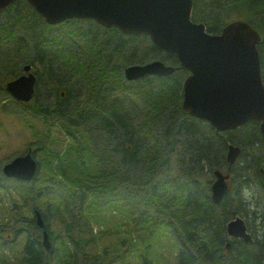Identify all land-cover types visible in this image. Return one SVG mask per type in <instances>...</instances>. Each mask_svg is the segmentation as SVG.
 Segmentation results:
<instances>
[{
  "label": "trees",
  "instance_id": "obj_1",
  "mask_svg": "<svg viewBox=\"0 0 264 264\" xmlns=\"http://www.w3.org/2000/svg\"><path fill=\"white\" fill-rule=\"evenodd\" d=\"M5 15L13 19L6 21ZM192 20L204 23L210 34H220L234 20L250 23L262 37L258 52L264 81V0H194ZM83 24L89 30L85 31ZM37 25L45 26L47 32L50 29L52 38L33 32L31 29ZM18 28L30 35L25 37L19 30L12 38ZM1 31L9 39H0V86L5 78L12 81L22 76L27 65L35 69L36 101L28 105V116L21 111L15 115L27 122L25 128L32 136L29 146L40 145L39 163L48 180L63 191L54 194L56 201L49 206L41 199L43 190L49 187L40 181L32 185L21 182L20 189L26 190L21 192V209L34 206L44 221L41 210L45 206L55 217H69L62 241H68L74 250L65 246L61 264L75 263L84 249L85 227L78 226L76 217L77 213L84 215L83 207L98 216L106 209L129 210L136 222L133 209L126 207L132 204L136 208L126 199L133 196L129 195L132 189L139 192V201L142 192H146L152 200L151 203L147 199L146 204L153 205L157 213L136 224L150 223L155 229L169 227L181 244L178 264H264V235L252 227L259 221L264 228V212L251 211L244 195L253 185L264 195V138L260 123L251 121L238 130L217 133L209 123L190 117L182 106L183 84L189 72L180 68L174 55L154 46L148 36H125L116 28L104 29L91 20H70L51 26L26 0H18L0 11ZM65 38L73 42L68 44ZM76 42L80 47L73 46ZM155 60L169 63L176 72L166 78L148 76L134 82L135 94L143 105L140 110L129 97L133 89L125 84L124 72L130 66ZM143 87L147 91L141 90ZM42 91L46 95L41 98ZM127 98L132 104L124 103ZM35 125L43 128L41 132L33 130ZM58 134L69 140L53 138L60 137ZM181 134L185 138L181 145L185 158L180 168L185 176L181 174L177 181H169L161 177L160 169H169L179 144L177 136ZM60 142L63 148L57 149ZM230 145L242 149L232 167L227 162ZM217 169H226L231 176V189L219 205L212 202L211 190L202 179L205 170L213 174ZM170 184L176 185L177 191L183 185L192 191L182 194L178 201L165 191ZM3 186L0 184V189ZM13 204L18 203L13 200ZM15 206H10L12 217L8 216V220H14L16 237L22 228L17 224L21 214ZM237 216L251 218L252 224L247 225L253 243L228 236L227 225ZM35 222L32 220L34 229L25 236L21 264H57V252L44 251L42 229ZM44 224L48 229L46 221ZM10 243L11 240L0 239V248Z\"/></svg>",
  "mask_w": 264,
  "mask_h": 264
},
{
  "label": "water",
  "instance_id": "obj_2",
  "mask_svg": "<svg viewBox=\"0 0 264 264\" xmlns=\"http://www.w3.org/2000/svg\"><path fill=\"white\" fill-rule=\"evenodd\" d=\"M18 0H0V11ZM51 26L70 20H91L105 29H118L125 36H148L154 46L174 55L180 68L189 72L183 84V110L192 118L209 123L217 133L238 130L251 121L261 124L264 138V81L258 46L259 32L248 22L234 20L220 34H210L203 23L192 20L194 0H26ZM32 66L5 86L21 103L36 96V76ZM176 68L155 60L126 68L128 82L148 76L170 77ZM242 153L230 145L227 162L234 166ZM40 164L31 151L3 167L7 179L28 183L35 180ZM211 200L219 205L230 191V173L213 172ZM37 226L43 230L42 245L51 251L49 233L41 215ZM230 238L253 243L247 224L236 217L227 225Z\"/></svg>",
  "mask_w": 264,
  "mask_h": 264
},
{
  "label": "rangeland",
  "instance_id": "obj_3",
  "mask_svg": "<svg viewBox=\"0 0 264 264\" xmlns=\"http://www.w3.org/2000/svg\"><path fill=\"white\" fill-rule=\"evenodd\" d=\"M10 17L13 16L11 15ZM5 18L6 21L8 19H13L9 18L8 15H5L4 19ZM30 25H32V23ZM83 26V29L87 31L88 25L83 24ZM21 29L22 28H18L17 30H15L14 35H12V38H16L17 31ZM31 30H33V32H35L36 34L43 33L44 35H49L52 38L50 29L47 32L45 26L40 27L39 25H37L34 29ZM22 33L25 37H28L30 35L24 30L20 31V34ZM48 37L45 36V38ZM7 38L9 39V37H7V34L1 31L0 39L7 40ZM25 39L27 40V38ZM14 40L15 39H13L12 41ZM65 41L68 44H71L73 42L69 38H65ZM76 43L77 44H73V46L80 47V43ZM42 44L43 43L41 42L40 45ZM30 47H33V45ZM44 47H47V45L45 44ZM165 64L170 65L169 63ZM31 72L35 75V69L33 68V66ZM9 81H11V78H5V80L1 83L0 86V156L3 157L2 159H0V162L2 163L0 164L2 165L1 172L5 164L11 162L15 157L25 154L26 151H31V153L34 154V157L38 160V162H40V160L42 159L41 153L38 152V146L40 145L35 144L32 147L29 146V142L32 141V136L31 133L25 128L27 127V122L25 121L24 123L15 115V113L21 111V113L26 114V116H28V105H32L34 101H36L37 96L28 103H21L15 101L5 90V86ZM126 82L125 84L127 85V87H132L133 89L132 91H130L129 97L131 96V99L136 103L140 110H142V101L139 100L135 94L136 89L134 88V82H127L128 84ZM141 90L147 91V88L143 87L141 88ZM44 95L46 94H43V91L40 92L41 98ZM46 102L50 103L47 100ZM124 103L132 104L130 100H128V98L124 100ZM183 120H186V117H183ZM42 129L43 128H41V130ZM33 130L39 131L40 126L35 125ZM58 135L60 136V134ZM53 138H58L60 141L64 139V142L66 139L69 140V138L65 135H63L62 137L60 136ZM184 139L185 138L182 136V134L177 136L179 144L177 145L176 152L173 153V158L171 159V163L169 164V169H160L162 175L161 177H165L169 181H177V178H179L181 174L184 175L180 168V163L181 161H184L185 158V154H183L181 148ZM60 144L62 143L60 142L57 145V149L63 148ZM9 158L12 159L7 161ZM39 164L40 172L37 179L30 183H27V185H32L40 181L44 184V187H49V189L43 190V195L41 199L42 201L47 202L50 206L51 204H53V202L56 201V197H54V194L56 192L63 193V191L58 188L56 189L55 185L50 180H48V174L44 172L41 163ZM222 171L225 173L226 169H222ZM1 172L0 184L4 185L3 187H5L4 189H6V191H4V189H0V239L4 242L5 240H11V243L0 248V264H21L24 255L23 246L25 243V236L34 229L32 227L33 224L31 222L32 220L36 221L35 214L37 210L36 208L34 210V206L32 205L24 207L23 210L21 209V207H23L22 202H24V199L21 196V192L23 193L26 190L20 189L23 188L21 182L19 183L14 180H8L3 177V174ZM203 174L204 176L202 179L211 190V185L215 181L214 176L212 173L209 174L207 170H205ZM193 176L195 177V174H193ZM196 177L199 176L196 175ZM38 185L39 184H37L36 186L38 187ZM130 188L131 186L129 185V187H127V190L130 191ZM147 190L148 187L145 189V191ZM177 190L178 189H176V185L173 186L172 184H170L168 187H166L165 191H168L169 194L175 196V199L178 198L179 201L182 194L189 193L190 191H192V188L185 187L183 185V187H180L181 191ZM158 192L161 193L160 191ZM136 193L135 189H132L129 195L133 196H130V198L126 196V199H130L131 202L135 204L136 208L133 207L132 204H129L127 206V202L125 203L126 207H131V211L133 209L132 212L135 218L137 219L136 222L132 220V216L129 210L120 212V210L115 211L106 209L107 211H103H106V213L101 212L102 214L98 216L95 212H93V210H87L85 207H83L84 215L77 213V224L78 226L85 227L86 241L84 240V249L79 254L78 258L76 259V262L74 263L72 262V260H70V262H72L71 264H178V256L181 250V244L178 239L174 236L172 230L169 227L164 225L155 229L154 227L150 226L152 225L150 223L136 224L137 222L144 220L146 217H154L157 215V213L155 212L156 208L154 209L152 207L153 205L146 204L145 202L147 199H150L148 194H146V192H142L143 195L140 196L142 198V201H139L138 199L140 198H138L139 196ZM244 195L250 203L249 209L251 211H259L261 213L264 212V195L257 186L253 185L250 189H246ZM160 199L159 201L163 202ZM13 200H15L18 204H13ZM149 201L152 203V200ZM136 203L138 205H136ZM140 204H142V206ZM14 205H16L15 209L19 210V213L21 214V218H17V224L19 223V226L22 228V231L16 237V232L12 228V225H14V220L12 223L8 220V216H11L10 212L12 211V207L10 206ZM146 205L148 206V208ZM41 211V213L45 214V221L46 224L49 226L47 231L50 235V240L51 242H53L54 240V242L52 243L53 249L51 250L54 253L50 252L49 254L51 256V253L55 254L57 252V264H61L63 260H65V246H67L70 251L74 250L72 244H67L68 241H62L65 239L66 236L64 230L65 226L69 222V217H55L52 215V212H49V210L48 212L46 211V206L43 207ZM143 212H145V214H143ZM109 216H114V219ZM95 218H98V221L97 219L94 220ZM41 219L43 220V222H45L43 216H41ZM89 219L90 221L87 222V220ZM242 219L245 221L246 224H252L251 218H248V220L246 218ZM35 224L37 225L36 222ZM252 227L254 230L257 229V231H259V235H264V228L261 226L259 221L256 223L255 226L252 225ZM153 229H155V231L153 232L152 237L149 239V235H151ZM102 230L105 231V234L99 233ZM248 230L251 233L249 227ZM251 235L253 236L252 233ZM1 256H4V258ZM44 264H54V261H50L49 263Z\"/></svg>",
  "mask_w": 264,
  "mask_h": 264
},
{
  "label": "flooded vegetation",
  "instance_id": "obj_4",
  "mask_svg": "<svg viewBox=\"0 0 264 264\" xmlns=\"http://www.w3.org/2000/svg\"><path fill=\"white\" fill-rule=\"evenodd\" d=\"M2 173H3V168H2ZM7 179V178H6ZM8 180H11V179H8ZM41 236H42V234H41Z\"/></svg>",
  "mask_w": 264,
  "mask_h": 264
}]
</instances>
